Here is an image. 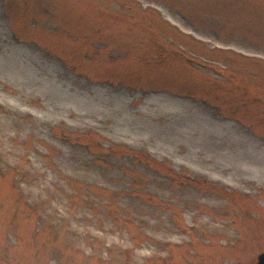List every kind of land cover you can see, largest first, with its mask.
<instances>
[{
	"label": "rangeland",
	"instance_id": "374dc122",
	"mask_svg": "<svg viewBox=\"0 0 264 264\" xmlns=\"http://www.w3.org/2000/svg\"><path fill=\"white\" fill-rule=\"evenodd\" d=\"M262 253L264 0H0V264Z\"/></svg>",
	"mask_w": 264,
	"mask_h": 264
},
{
	"label": "water",
	"instance_id": "95a60500",
	"mask_svg": "<svg viewBox=\"0 0 264 264\" xmlns=\"http://www.w3.org/2000/svg\"><path fill=\"white\" fill-rule=\"evenodd\" d=\"M258 264H264V253L258 256Z\"/></svg>",
	"mask_w": 264,
	"mask_h": 264
},
{
	"label": "bare ground",
	"instance_id": "6f19581e",
	"mask_svg": "<svg viewBox=\"0 0 264 264\" xmlns=\"http://www.w3.org/2000/svg\"><path fill=\"white\" fill-rule=\"evenodd\" d=\"M260 156H261V152L259 153V160L261 161V157Z\"/></svg>",
	"mask_w": 264,
	"mask_h": 264
}]
</instances>
